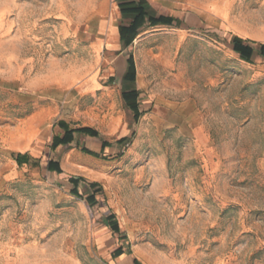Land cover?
Here are the masks:
<instances>
[{
  "label": "rangeland",
  "instance_id": "374dc122",
  "mask_svg": "<svg viewBox=\"0 0 264 264\" xmlns=\"http://www.w3.org/2000/svg\"><path fill=\"white\" fill-rule=\"evenodd\" d=\"M174 1L196 26L145 25L122 49L97 32L115 0H0V264H118V247L132 264H264V56L246 62L231 44L236 28L259 26L262 41L248 42L264 44V0ZM129 52L142 115L134 123L122 104L104 135L106 106L84 109L93 123L76 120V83L96 70L114 86ZM59 120L102 135L51 151ZM17 153L38 162L18 165ZM51 159L84 178L82 198L46 169ZM91 182L102 188L94 207Z\"/></svg>",
  "mask_w": 264,
  "mask_h": 264
},
{
  "label": "crops",
  "instance_id": "0c3cea01",
  "mask_svg": "<svg viewBox=\"0 0 264 264\" xmlns=\"http://www.w3.org/2000/svg\"><path fill=\"white\" fill-rule=\"evenodd\" d=\"M115 1H117V11H114V12L112 11L111 14H113V16H111V14H110V16L108 18H103L100 20V22L97 25V27H98L97 32L104 35V41L106 42L107 46H110V47L120 46L122 49H127V48H123V46L120 42L119 26L120 25H127L129 23V21L131 20V17H124L120 12L118 4L120 1H125V0H115ZM146 1L148 3L146 10H147L149 15H151L153 17H158L160 15L168 16V17H171L173 19V21L171 24H163V25H155V26H150L147 23H145L142 27H144L146 25L148 27H160V28L170 27V28H175V29L179 30L181 27L196 26V24L194 23L195 22L194 18H192L190 15L186 16L183 19V14L179 10L180 3H177L174 0H164V1H159V3H156L152 0H146ZM116 12L119 14V16L121 18H123V20L125 22H118L117 24L113 23L112 19H113L114 15L117 14ZM211 12L213 14V13H215V10L211 9ZM260 23H262V21H260ZM109 27H111L115 33V38L111 41H109L106 38V30ZM235 30L238 32H242L240 34V36H242V38L244 40L262 41V26H259V27H243V28L238 27ZM140 33H141V28H140ZM140 33L134 39L133 43L137 40L139 42H141L143 40V38L140 36ZM133 43H132V45H133ZM102 45H103V42L101 39L100 40L98 39L95 43V47H97V48L102 47ZM129 53H131V52H129ZM129 53H128V55H129ZM128 55L125 58V60L115 61L113 64V68L119 70V76H118V79L116 81H114V86L107 84L105 79H101L99 77V75H100L99 71H96V70H92V71L82 75L79 82L76 83L75 90H76V97L77 98L75 99V102H74V104L76 106V112H78L76 120H78V121L79 120H88V122L93 123V122H95V119L91 116L86 115L83 112L84 109L85 110L88 109L91 106V104H94V103H98V104H102V105L106 106V109H107L106 111L108 112V115L105 118L109 119L110 124H108L105 127L106 131H105L104 135L113 134V131H114L113 128L116 127V125H118L121 121V109L120 108L123 107L122 104H124L123 99H122V93L128 92V91H137L138 95H139V91L137 90V88L135 86L136 80H137L136 79L137 70H139V66H137V63L134 59L133 54H132V56H133L134 65H135V81L129 82V81H123V79H122V77L125 73V70H126V59L128 58ZM141 63L144 64V60L141 61ZM82 99H85V100L82 102ZM86 102H89V103H86ZM137 103H138V98H137ZM139 110H140V108H139ZM154 121H155L154 118L150 120L151 125H149V127L151 126V128H152ZM83 126H85V125H83ZM83 126H79V127H83ZM88 127H91V126H88ZM73 128H76V127H73ZM93 128H95L98 131V133H99L98 137H101V135H102L101 132L96 127H93ZM128 131H129L128 126L122 130L120 138H124V140L121 143H119L120 145H122L126 142V140H127L126 135H127ZM76 136L77 135H75L74 141L72 143H74L76 141ZM78 136H83L84 138H87V139L98 138V137H90V136H84V135H78ZM103 141H106V139L103 138V140L101 141V147L99 149L106 151V149L110 146H106V147L102 148V142ZM71 144L61 145V146H70ZM81 149H82V147L80 148V150ZM117 263L118 264H132V260H130L127 257V255L124 253L119 257Z\"/></svg>",
  "mask_w": 264,
  "mask_h": 264
},
{
  "label": "trees",
  "instance_id": "16d2710c",
  "mask_svg": "<svg viewBox=\"0 0 264 264\" xmlns=\"http://www.w3.org/2000/svg\"><path fill=\"white\" fill-rule=\"evenodd\" d=\"M146 0H125L120 1L118 6L120 9L121 14L124 17H131V20L127 25H120L119 26V39L123 46V48L131 47L134 39L140 33V28L147 23L150 26L155 25H163V24H171L173 19L168 16L160 15L158 17H153L148 14L146 7H147ZM232 50L239 55V57L246 61L250 62L253 53L257 52L260 56H264V44H259L258 48L255 49L248 40H244L238 36H233L231 38ZM123 81L133 82L135 81V65L133 56L129 53L128 58L126 59V70L122 77ZM138 92L137 91H128L122 93V99L126 108L130 110L132 113V119L134 123H136L142 112L139 110V106L137 103ZM56 125L62 130V134H55L52 137L51 144L49 146L51 151H54L57 147L61 145H69L74 141L75 135H84L90 137H98V131L93 127L83 126V127H70L68 123L63 120H59ZM124 138L118 139V143H121ZM110 144L107 141L102 142V148L109 146ZM82 152L96 156L97 154L85 147H82ZM13 159L16 161L18 165L27 164L29 162H38L35 159L30 158L27 153H17L13 156ZM46 169L50 172H55L58 176H63L68 183L72 185L70 189V194L79 198H82V195L79 194L78 187L81 182L84 181V178L79 175H72L65 173L58 161L56 160H49L46 164ZM88 188L91 190L87 192L84 196V200L89 207H94L98 200L96 195L102 192L101 185L97 182H91L88 185ZM106 222L109 228L114 233L120 234V227L116 216L114 213H110L106 217ZM124 238L120 236V238ZM124 251L122 247L116 248L111 256L112 258H117ZM133 264H141L136 258L133 260Z\"/></svg>",
  "mask_w": 264,
  "mask_h": 264
}]
</instances>
